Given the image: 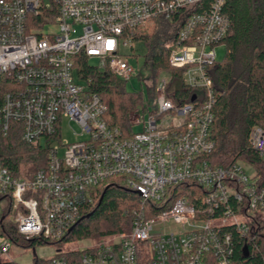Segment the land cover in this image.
Instances as JSON below:
<instances>
[{"label": "built area", "instance_id": "2783aa9c", "mask_svg": "<svg viewBox=\"0 0 264 264\" xmlns=\"http://www.w3.org/2000/svg\"><path fill=\"white\" fill-rule=\"evenodd\" d=\"M226 1L0 0V76L8 84L0 134L14 124L25 142L49 150L47 165L29 177L0 162V259L13 260L11 248L33 239L60 242L95 188L125 176L141 197L130 230L66 250L80 252L79 264H233L237 241L264 225V173L246 160L214 165L207 158L217 100L207 69L231 28ZM162 18L177 27L170 66L200 92L177 103L163 71L153 109L130 114L132 128L143 130L125 135L77 77L75 59L105 62L127 82L135 70L123 48L152 36ZM63 118L80 126L82 139L57 143ZM249 142L264 160L263 126L251 128ZM172 188L184 194L174 197ZM45 264L71 262L55 255Z\"/></svg>", "mask_w": 264, "mask_h": 264}, {"label": "trees", "instance_id": "16d2710c", "mask_svg": "<svg viewBox=\"0 0 264 264\" xmlns=\"http://www.w3.org/2000/svg\"><path fill=\"white\" fill-rule=\"evenodd\" d=\"M224 11L231 20L230 31L221 42L226 45V54L207 69L217 96L211 126L215 148L207 158L214 165L246 160L264 173V160L249 142L251 128L255 125L264 127V0H227ZM176 33L177 27L162 18L152 36L137 37L135 40L144 41L148 49L145 69L151 98L155 97L158 74L165 71L172 76L170 89L175 87L176 102L184 104L200 91L186 85L182 72L169 64L168 55ZM75 68L77 77L105 103V117L109 125L118 126L125 135L133 134L130 114L147 109L143 92L128 91L126 81L105 62L92 64L87 57L77 55ZM3 79L0 76V104L2 94L8 88L7 81ZM12 126L6 136L0 134V162L14 174L29 177L47 165L49 150L43 144L25 142L16 125ZM170 192L174 197L184 194L175 188ZM93 199L92 203L81 208V218L60 242H80L94 237L101 239L129 231L133 213L141 205V197L126 185L125 176H115L105 186H97ZM263 231L264 225H259L255 236L249 235L237 241L233 264H264ZM36 243L51 244L56 241L37 238L25 242L24 246ZM245 247L248 249L246 256ZM56 255H65L71 264H79L81 254L79 251H62ZM48 259L36 257L34 263L45 264ZM0 264L19 263L0 259Z\"/></svg>", "mask_w": 264, "mask_h": 264}, {"label": "rangeland", "instance_id": "374dc122", "mask_svg": "<svg viewBox=\"0 0 264 264\" xmlns=\"http://www.w3.org/2000/svg\"><path fill=\"white\" fill-rule=\"evenodd\" d=\"M48 29H54L53 26H46L45 31H48ZM133 48L126 47L123 48V53L127 55V59L129 60L130 64L134 68L135 72L131 79L126 82V88L128 91L135 92V91H142L144 94V100L146 103V106L148 109H153V97L151 98V93L148 90V84L145 80L146 77H148V72L145 69V56L148 51L146 43L142 40H135L133 41ZM226 45L225 44H219L216 46V58L217 60H222L226 54ZM90 63L92 64H99L98 59H90ZM159 78H166L167 75L165 72L161 71L158 74ZM61 137L57 141V143L60 144L61 140L73 142L78 139H82V135H78L81 130L80 126L75 122L69 120V118H63L62 124H61ZM143 130V125L139 126H133L132 131L138 132ZM63 151V148L61 149ZM248 173H253V170L248 166L247 167ZM105 183L102 186H105ZM9 204V199H6L3 203L4 206L7 207ZM9 220V218H8ZM264 232V231H263ZM108 237V236H107ZM106 238V237H105ZM100 240V237H94L91 240L88 239L86 241H80V242H72V243H63V242H56L51 244H34L33 246L25 247L24 245L22 247H16L13 246L10 251V257L13 258L14 261H16L19 264H34V259L36 257L40 259H48L56 255L57 251L59 249L61 250H72L75 248L81 249L88 244H90L89 241H98Z\"/></svg>", "mask_w": 264, "mask_h": 264}, {"label": "water", "instance_id": "95a60500", "mask_svg": "<svg viewBox=\"0 0 264 264\" xmlns=\"http://www.w3.org/2000/svg\"><path fill=\"white\" fill-rule=\"evenodd\" d=\"M195 99V95L192 97V101ZM105 192V191H103ZM137 194H139V192H136ZM103 196V195H102ZM248 254V249L247 247L244 248V255L246 256Z\"/></svg>", "mask_w": 264, "mask_h": 264}]
</instances>
